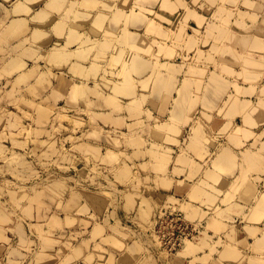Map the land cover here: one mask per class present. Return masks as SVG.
Masks as SVG:
<instances>
[{"label": "rangeland", "instance_id": "1", "mask_svg": "<svg viewBox=\"0 0 264 264\" xmlns=\"http://www.w3.org/2000/svg\"><path fill=\"white\" fill-rule=\"evenodd\" d=\"M20 1L0 3V264H263L264 215L246 216L263 208L264 166L242 160L222 198L215 191L226 181L207 176L222 143L205 130L219 126L217 113L228 146L264 149L255 135L264 127V0H75L79 19L62 16L64 0L41 22L30 18L47 0H27L23 29L7 34ZM36 27L37 38L20 40ZM57 48L72 55L51 58ZM175 164L186 168L172 175L189 183L172 184ZM239 177L255 191L244 192ZM253 226L260 230L248 235ZM185 243L201 246L180 253L192 248Z\"/></svg>", "mask_w": 264, "mask_h": 264}, {"label": "bare ground", "instance_id": "2", "mask_svg": "<svg viewBox=\"0 0 264 264\" xmlns=\"http://www.w3.org/2000/svg\"><path fill=\"white\" fill-rule=\"evenodd\" d=\"M38 1H40V0H37V2H38ZM65 1H66V0H65ZM65 1H64V0H47V1L45 2L44 6H43L42 8H40V9L37 11V13L33 14V15L31 16L32 18H30V19H33V21H40V22H41V20H42V21H47V20L52 16V13L55 11V9H56V8L59 9V8H58V7H59L58 5L62 4L63 2L65 3ZM34 2H36V1H34ZM60 2H62V3H60ZM76 2H77V1H76ZM76 2H75V0H67V2L65 3L66 5H64V8L62 9V7H61V8L59 9V11H61V9H62V11H61L62 16H65V17H68V16H69V17H72V16H73V18L75 17L74 19H76V18L79 19V18H78L79 15H77V12H78V11H76ZM165 3H166V2H165ZM30 4H31V3H29L27 0H22V1H20L18 4L15 3V5H16V6L14 5V6H15V9L13 8L14 10H12V11H13L15 14H20V13H26V12H29V9L31 8ZM33 4H34V3H33ZM46 5H47V6H46ZM48 5H49V6H48ZM54 5L56 6V8L53 9V11H52L51 7L54 8V7H55ZM53 6H54V7H53ZM60 6H63V5H60ZM57 11H58V10H57ZM57 11H55V12H57ZM35 12H36V11H35ZM72 12H73V13L76 12V13H75V16L73 15ZM29 13H30V12H29ZM29 13H28V14H29ZM79 13H80V12H79ZM135 13L138 14V11H136ZM57 14H58V12H57ZM20 15H21V14H20ZM21 16H22V15H21ZM60 16H61V15H60ZM51 18H52V17H51ZM74 19H73V21H74ZM99 19H100V21H101V20H104V19H102V18H100V17H99ZM28 20H29V19H28ZM12 21H13V20H12ZM59 21H60V20H57V21L54 23V26H55V25L57 24V22H59ZM76 21H77V20H76ZM25 22H27V18H26L25 16L20 17V18H15V20H14L13 22H11L12 25H10V24H11V23H10L9 26H8V29H6V30H7V34H9L10 29H11V31H13L14 33H15V31L18 32L19 29H23V28H21V26H23ZM97 22H98V20H97ZM102 22H103V21H102ZM73 24H75V23H73ZM76 24H78V23H76ZM20 25H21V26H20ZM18 26H20V27H18ZM16 27H17V28H16ZM28 29H29V28H28ZM8 30H9V32H8ZM32 30H33V29H32ZM127 30H128V29H127ZM39 32H42L41 29L36 27V28L32 31V33H30V34H29L28 36H26L25 38L22 36V38H23V42H25L27 39H29V37H34V35H35L36 38H37ZM28 33H29V32H28ZM43 33H44V32H43ZM48 33H49V32H48ZM10 34H11V33H10ZM33 34H34V35H33ZM46 34H47V33H46ZM69 34H70V33H69ZM69 34H68V35H69ZM30 35H31V36H30ZM47 35H48V34H47ZM68 35H66V36H68ZM14 37H15V35H14ZM46 38H47V37H46ZM16 39H17V38H16ZM24 39H25V41H24ZM31 39H33V38H31ZM31 39H30V40H31ZM44 40H46V39H44ZM44 40H43V41H44ZM41 41H42V40H41ZM20 42H21V41H20ZM20 42H19V43L17 42V44H15V45H19V44L22 43V42H21V43H20ZM30 42L32 43V40H31ZM44 42H45V41H44ZM40 44H41V43H40ZM31 46H32V44H31ZM11 47H12V46H11ZM13 47H14V46H13ZM13 47H12V48H13ZM32 47H33V46H32ZM38 47H39V46H38ZM58 49H59V48H57V51L55 50V51H53V52L50 54L51 58L53 57V58H55V59H58L59 57H61V58H62V57H65V54H66L67 52L64 53V52H62L60 49H59V50H58ZM72 51H73V50H72ZM74 53H75L74 55H76V53H78V51H77V52H74ZM38 54H39V53H38ZM67 54H68V55H69V54L72 55V52L70 53V52L68 51ZM74 55H73V56H74ZM136 56H137V55H136ZM69 57H70V55L68 56V58H69ZM71 57H72V56H71ZM134 57H135V56H134ZM51 58H50V59H51ZM132 58H133V57H132ZM132 58H131V59H132ZM59 59H60V58H59ZM48 60H49V58H48ZM74 62L76 63V65H78V63H79L78 61H74ZM162 64H163V63H162ZM168 64H169V65H168ZM171 64H174V63H173V62H170V61H166V65H167L168 67L171 66ZM19 65H21V62H19ZM166 65H165V68L167 67ZM162 67H164V65H162ZM168 67H167V68H168ZM171 67H173V65H172ZM171 67H170V68H171ZM170 68H169V70H170ZM173 68H174V67H173ZM173 68H172V69H173ZM172 69H171V70H172ZM18 70H19V69H18ZM170 73H171V72H169V74H170ZM214 74H215V73H214ZM214 74H213V75H214ZM217 74H218V73H217ZM170 75H171V74H170ZM213 75H212V77H214L215 79H218L219 75H218V76H213ZM215 75H216V74H215ZM216 77H217V78H216ZM76 86L79 87L78 84H77ZM180 88H181V87H180ZM180 88H179V89H180ZM80 91H81V89H80ZM77 92H78V91H77ZM233 94H234V93H233ZM233 99H234L233 102H235V103H237V102H236L237 99L242 100V99H240V97H239L238 94H234V97L232 98V100H233ZM237 106H239V105H237ZM237 106H235V107H237ZM162 108H164V107H162ZM164 109H165V108H164ZM173 110H174V109L172 108V111H173ZM170 111H171V109H170ZM178 111H181V109H179ZM178 113H179V112H178ZM186 115H187V113H185V114L182 115L181 117H184V116L186 117ZM208 115H209V114H208ZM247 116H250V114L248 115V113H247L246 117H247ZM185 117H184V118H185ZM246 117H245V118H246ZM167 118H168V117H167ZM168 119H169V118H168ZM249 119H250V117H249L248 119L246 118L247 122L249 121ZM183 120H184V119H183ZM252 122H253V121H252ZM163 123H164V122H163ZM183 125H184V124H183ZM255 127H256V126H255ZM259 127H260V126H259ZM176 129H177V127H176ZM181 129H182V128H181ZM218 129H219V128H218ZM263 129H264V127H263ZM263 129H262V131H259L258 133H255V135H258V134L261 135V134L264 132ZM177 130L179 131V129H177ZM245 130H250V129H248V128L246 127ZM253 130H254V129H253ZM180 131H181V130H180ZM208 131L210 132V130H208ZM208 131H207V133H208ZM216 131H217V130H216ZM155 132L157 133V130H156ZM214 132H215V131H214ZM218 132H219V131H218ZM245 132H247V131H245ZM248 132H249V131H248ZM255 132H256V131H255ZM216 133H217V132H216ZM249 133H250V132H249ZM249 133H248V134H249ZM208 134H210V133H208ZM235 134H236V133H235ZM248 134H247V135H248ZM212 135H213V133H212ZM249 135H250V134H249ZM249 135H248L247 137H249ZM260 135H258V136H259V140H260L261 142H260L259 140H258V141H259V143H261V145L259 144L258 146H260L261 148H264V136L261 138ZM262 135H264V134H262ZM262 135H261V136H262ZM208 136H210V135H208ZM236 136H237V135H236ZM250 136H252V135H250ZM170 137H171V136H170ZM176 138H177V137H176ZM210 138H212V137L210 136ZM213 138H214V136H213ZM213 138H212V139H213ZM255 138L257 139L256 136H255ZM255 138H254V139H255ZM260 138H261V139H260ZM171 139H172V138H171ZM173 139H174V137H173ZM212 139H211V140H212ZM245 139H246V138H245ZM211 140H209V141H210L209 143L212 142ZM207 141H208V139H207ZM253 141H254V140H253ZM194 142L197 143V141H193V143H194ZM243 142H244V140H243ZM254 142L257 143L256 141H254ZM168 143H169V142H168ZM168 143H167V144H168ZM196 143H195V144H196ZM212 143H213V142H212ZM169 144H171V143H169ZM195 144H192V147H194ZM216 144L218 145L217 142H216ZM243 144H244V143H243ZM193 145H194V146H193ZM169 146H170V145H169ZM197 146H198V145H197ZM197 146H196V147H197ZM218 146H219V147H218V152H217L216 156L214 157L215 159H213V166L211 165V169H212V168H215V175H214L213 172H207V176L209 175V177H213V178L216 177V176H220L221 173H224V172H225V173H228L227 171H232V172H233L234 170H236L234 167H236L237 165H240V166H241V164L244 163V162H241V164L239 163V161H238V158H239V157H238V154L235 153L232 149H230V147H229L227 144H225V143L223 144V143H222L221 145H218ZM235 146H238V145H235ZM192 147H191V149H193ZM196 147H195V148H196ZM241 147H242V146H241ZM171 148H172V147H171ZM189 148H190V147H189ZM165 149H166V148H165ZM167 149H169V148H167ZM258 150L260 151V149H258V148H257V150H254V149H250V147H246V148H244V149H241V153H242V154H244V152H246V154L244 155V158H243L242 160L245 159L246 161H248V162L251 164V163L255 162L256 159H259V158H260L259 160H261V161L258 162V163H260V164H258V165L255 164V165L253 166V168H254V169H258V171H262V172H263L264 169H263V170H262V169L260 170L259 168H262V167L264 166V153H260V152H263L264 149H262L263 151L261 150L260 152H259ZM176 153H177V152H176ZM181 153H183V152H181ZM200 153H201V152H200ZM179 155H180V154H179ZM186 156H187V155H186ZM167 157H168V156H167ZM196 158H197V157H196ZM169 159H170V158H169ZM169 159L166 158L165 160L168 162ZM198 159H199V158H198ZM242 160H240V161H242ZM248 162H246V163H248ZM250 164H249V165H250ZM175 165H176V164H175ZM173 166H174V165H172L171 170L173 169ZM176 166H178V165H176ZM174 167H175V166H174ZM175 168H176V167H175ZM183 168H184V167H182V169H183ZM185 168H186V167H185ZM185 168H184V169H185ZM233 168H234V169H233ZM239 168H240V167H239ZM178 169H180V167H178ZM172 171H173V170H172ZM172 171H171V172H172ZM189 171H190V170H189ZM184 172H185V170H184ZM239 172H240V171H239ZM185 173H186V172H185ZM230 173H231V172H230ZM240 173H242V170H241ZM259 173H260V172H259ZM173 174H175V173H173ZM181 174H182V173H181ZM183 174H184V173H183ZM253 174H254V173H253ZM171 175H172V174H171ZM178 175H179V174H178ZM178 175H177V176H178ZM199 175H200V174H199ZM236 175H237V174H236ZM256 175H257V174L253 175V177H256ZM237 176H238V175H237ZM241 176H242V175H241ZM172 177H173V175H172ZM209 177H208V179H209ZM253 177H252V179H253ZM257 177H258V176H257ZM169 178H170V177H169ZM177 178H178V177H177ZM184 178H185V177H184ZM206 178H207V177H206ZM213 178H212V179H213ZM217 178H218V177H216V179H213L214 181L211 180V178H210V181H213L214 183L216 182V184H219L217 181H220V184L224 183V182H223V179L221 178V176H220V178H221L222 180H221V179H217ZM225 178L227 179V177H225ZM239 178H242V179H240V180H242L241 182H239V184H240V183H243V182L245 181L244 178L246 179L247 177H239ZM262 178H263V177H262ZM262 178H261V179H262ZM170 179H171V178H170ZM170 179H169V180H170ZM174 179L176 180V178H174ZM232 179H233V178H232ZM232 179H230V180H232ZM235 179H236V176H235ZM261 179H260V181H261ZM169 180H167V181H168L167 183H168V184H169V183L171 184V182H169ZM172 180H173V179H172ZM172 180H171V181H172ZM175 180H174V181H175ZM178 180H179V179H178ZM215 180H216V181H215ZM238 180H239V179H238ZM249 180H250V179H248V180L246 179V182H247V183H246V182H245V183H246V185H247L248 187H247V191H244V192H246V193H250V192L252 191V193H253V192L255 191L254 189H255L256 187L254 188V187H253V186H254L253 184H251V185L249 186V185H248V183L250 184V181H249ZM255 180H256V179H255ZM257 180H259V179H257ZM257 180H256V181H257ZM184 181H185V180H184ZM164 182H165V181H163L162 184H164ZM177 182H178V181H177ZM167 183H166V184H167ZM173 183H174V182H172V184H173ZM179 183H180V182L177 183L176 187L178 186ZM181 183H182V182H181ZM181 183H180V184H181ZM183 183H185V182H183ZM205 183H208L207 179L205 180ZM168 184H167V185H168ZM230 184H231L230 181H226L225 184H224L225 187H222V186H221L222 188H221V187H218L217 190H216L215 192H217V191H219V193H220V192H223V193L221 194V197L224 198V197L229 193V192L227 193V191H229V189H230V188H229V186H231ZM263 184H264V183H263ZM181 185H182V184H181ZM184 185H185V184H184ZM206 185L208 186L209 183L206 184ZM222 185H223V184H222ZM241 185H243V184H240L239 187H241L242 189H245V186H246V185L244 186V188H243ZM169 186H170V185H168V187H169ZM171 186H172V185H171ZM237 186H238V185H237ZM168 187H167V188H168ZM182 187H183V186H182ZM205 187H206V186H205ZM208 187H211L210 189H213L212 191H214V188H213L214 186H211V184H210ZM208 187H207V188H208ZM239 187H238V188H239ZM215 188H216V187H215ZM171 189H172V188H171ZM175 189H176V188H174V190H175ZM218 189H219V190H218ZM207 190H208V189H207ZM220 190H221V191H220ZM230 190H231V189H230ZM245 190H246V189H245ZM253 190H254V191H253ZM205 191H206V190H205ZM210 191H211V190H210ZM210 191H208V192H210ZM256 191H257V190H256ZM174 192H175V191H174ZM210 193H211V192H210ZM226 193H227V194H226ZM252 193L250 194L251 197H252V195H254V194H252ZM256 193H257V192H256ZM256 193H255V194H256ZM259 193H260V192H259ZM224 194H226V195L223 197ZM238 194H239V193H238ZM238 194H237V196H238ZM241 194H243V195H240V194H239V196H240L241 199H242L241 201H245V203H247L246 201H248V200L250 201V197L245 196L243 192H241ZM261 194H262V195H261L262 197L259 196L258 200H256V201H258V203H261V204H262L263 208L261 207V205H260V208H262V210H264V204H263V203H264V192L262 191ZM259 195H260V194H259ZM239 196H238V200H240ZM175 197H176V196H175ZM260 197H261V200H260V202H259ZM252 198H253V197H252ZM176 199H177V198H176ZM179 199H180V198H179ZM234 199H235V198H234ZM254 199H255V198H254ZM254 199H253V201H254ZM256 199H257V198H256ZM180 200H181V199H180ZM220 200H221V199H219V201H220ZM235 200H236V199H235ZM251 200H252V199H251ZM227 202H228V201H227ZM233 202H235V201H233ZM224 203H226V202H224ZM224 203H222V205H224ZM237 203H238V202H237ZM237 203L235 202L234 204H236V206H237ZM239 203H240V201H239ZM239 203H238V205H239ZM245 203H244V205H245ZM229 204H231V202H230ZM240 204H241V203H240ZM248 204H249V203H248ZM220 205H221V204H220ZM231 205H233V204H231ZM231 205H227L226 207L228 208V206H229V207H233V206H234V205H233V206H231ZM244 205H243V207H244ZM250 205H251V204H250ZM255 205H256V208H257V206H258L257 203H256ZM255 205H254V207H255ZM247 206H248V205H247ZM224 207H225V206H224ZM237 207H238V206H237ZM239 207H240V205H239ZM248 207H250V206H248ZM258 207H259V206H258ZM235 208H236V207H235ZM240 208H242V207H240ZM260 208H258V209H253L254 211L251 210V211H253V212H250V213H251V216H246L247 219H248V217H252V220H253V221H255L254 219H257V220H258V218H259V220H260V219H261L260 217H263V215H264V212L261 211V210H259ZM170 209H171V208H170ZM219 209H221V208H219ZM224 209H225V208H223V211H224ZM228 209H229V208H228ZM237 209H239V208H237ZM250 209H251V208H250ZM217 210H218V209H217ZM217 210H216V213H219V212L222 213V212H221L222 209H221L220 211L218 210L219 212H217ZM232 210H233V209H232ZM235 210H236V209H235ZM241 210H242V209H241ZM165 211H166V210H165ZM169 211H170V213H172L171 210H169ZM175 211H176V210H175ZM229 211H230V209H229L227 212H229ZM236 211H237V210H236ZM238 211H239V210H238ZM238 211H237V212H238ZM249 211H250V210H249ZM163 212H164V211H163ZM231 212H232V211H231ZM237 212H236V213H237ZM242 212H243V211H242ZM247 212H248V211H247ZM180 213H181V212H180ZM180 213H179V214H180ZM214 213H215V212H214ZM236 213H235V211L233 212V214H236ZM239 213H241V212H239ZM239 213H238L237 215H239ZM248 213H249V212H248ZM262 213H263V214H262ZM161 214H162V213H161ZM167 214H168V213H167ZM227 214H229V213H227ZM243 214H244V213H243ZM243 214H242V215H243ZM215 215H216V217H217V214H215ZM224 215H225V214H224ZM247 215H249V214H247ZM153 216H154V215H153ZM155 216H156V215H155ZM207 216H208V215H207ZM221 216H223V215H221ZM229 216H230V215H229ZM159 217H160V214H159ZM163 217H164V216H163ZM209 217H210V216H209ZM209 217H208V218H209ZM211 217H213V216H211ZM218 217H219V216H218ZM223 217H224V216H223ZM230 217H231V216H230ZM237 217H238V216H237ZM244 217H245V215H244ZM244 217H243V219H244ZM161 218H162V217H161ZM187 218H188V217H187ZM231 218H232V217H231ZM162 219L164 220V218H162ZM171 219H172V218H171ZM180 219H181V218H180ZM189 219H190V218H189ZM195 219H196V218H195ZM203 219H204V218H203ZM209 219H211V220L213 221L212 225L215 224L214 226L217 227V228H216V227L213 228V226H212L213 229H217V230H216L217 232H218V230H219L218 225H219L220 228H221V225L223 226V225L226 224L225 222H224L225 224L221 223V222H222V219H221V222H219V220L215 219V217H214V219H215L216 221H215L214 219H212V218H209ZM218 219H219V218H218ZM223 219H225V218H223ZM243 219H242V220H243ZM262 219H263V218H262ZM186 220H187V219H186ZM198 220H200V218H199ZM211 220H209V221H210V222H209L210 224H211V222H212ZM226 220H227V219H226ZM232 220H233V218H232ZM239 220H240V219H239ZM250 220H251V219H250ZM252 220H251V221H252ZM257 220H256V221H257ZM192 221H193V220H192ZM194 221H195V220H194ZM246 221H247V220H246ZM153 222H154V220H153ZM160 222H161V220H160ZM239 222H241V221H239ZM248 222L250 223V221H248ZM260 222H261V221H260ZM198 223H199V222H198ZM198 223H197V224H198ZM232 223H233V221H232ZM236 223H237V222H236ZM254 223H255V222H254ZM207 224H208V223H207ZM216 224H217V225H216ZM229 224H230V223H229ZM240 224H241V223H240ZM246 224H247V222H246ZM194 225H195V224H194ZM198 225H199V224H198ZM208 225H209V224H208ZM233 225H234V224H233ZM233 225H232V226H233ZM244 225H245V224H244ZM248 225H250V224H248ZM189 226H190V225H189ZM209 226H211V225H209ZM227 226H228V225H227ZM234 226L236 227V225H234ZM237 226H238V225H237ZM200 227H201V226H200ZM224 227H225V226H223V227L221 228V230L224 229ZM253 227H254V226H253ZM191 228H192V227H191ZM212 228H211V229H212ZM231 228H232V227H231ZM231 228H230L229 230H232ZM242 228L244 229V227H242ZM211 229H209V230H211ZM235 229H236V228H235ZM245 229H246V230H247V229L250 230V231H247V232H248V235H250L249 233H251V232H255V233H253L252 235H255V234L257 233V231H256L257 228H256V227H254L255 230H253V229H251V228H248V227H246ZM258 229H259V228H258ZM258 229H257V230H258ZM262 229H263V227H262ZM251 230H252V231H251ZM259 230H260V229H259ZM214 231H215V230H214ZM219 231H220V230H219ZM233 232H234V231H233ZM260 232H261V231H260ZM201 233H202V232H201ZM201 233H200V234H201ZM215 233H216V232H215ZM224 233L226 234V232H224ZM231 233H232V232H231ZM155 234H156V233H155ZM213 234H214V232H213ZM225 234H224V235H225ZM227 234H228V233H227ZM246 234H247V233H246ZM259 234H261V233H259ZM259 234H258V235H259ZM263 234H264V232H263ZM263 234H262V235H263ZM197 235H198V234H197ZM203 235L206 237L205 233H204ZM209 235H210V234H209ZM215 235H216V234H215ZM252 235H251V236H252ZM262 235H261V236H257V237H255V238H256V240H255V238H254L255 242L257 241V238H258V239L262 238V237H263ZM155 236H156V235H155ZM157 236H158V235H157ZM191 236H192V234H191ZM219 236H220V235H219ZM221 236H223V235H221ZM229 236H230V235H229ZM229 236H228V237H229ZM233 236H234V235H233ZM233 236H232V237H233ZM192 237H193V236H192ZM210 237H211V236H209V238H210ZM223 237H224V236H223ZM226 237H227V236H226ZM228 237H227V239H228ZM194 238H195V237H194ZM196 238H197V237H196ZM202 238H203V237H202ZM206 238H207V237H206ZM218 238H220V237H218ZM263 238H264V237H263ZM198 239H199V238H198ZM203 239H204V238H203ZM203 239H202V240H203ZM211 239H212V237H211ZM224 239H225V238H224ZM202 240H201V241H202ZM225 240H226V239H225ZM228 240H229V239H228ZM186 241H191V240H189V238H187ZM201 241H200L201 244H202V242H203V243L205 242V244L207 243L206 241H202V242H201ZM211 241H212V240H211ZM213 241H214V240H213ZM213 241H212V242H213ZM222 241H223V240H222ZM260 241H261V240H260ZM159 242H160V241H159ZM184 242H185V241H184ZM208 242H209V241H208ZM215 242H216V241H215ZM249 242H250V241H249ZM253 242H254V241H253ZM140 243H141V245L145 244V243H143V242H140ZM142 243H143V244H142ZM196 243L198 244V242H196ZM200 243H199V244H200ZM223 243H224V242H223ZM243 243H244V241H243ZM247 243H248V241H247ZM257 243H260V242L258 241V242H256V244H257ZM262 243L264 244L263 240H262ZM262 243H261V244H258V245H259V246H262V245H263ZM186 244H189V245H187V246H192L191 243H185V245H186ZM211 244H212V243H211ZM213 244H214V246H216V244H215L214 242H213ZM251 244H252V242H251ZM194 245H195V244H194ZM194 245L192 246V248H190V250H188V252H187V251H186V252H182V251H181L180 253H189V251H192V249H196V247H200V246H201V245H199V246L196 245V247H195ZM208 245H209V244H208ZM208 245H206V246H208ZM226 245H228V244H226ZM231 245H232V244H231ZM231 245H230V246H231ZM245 245L247 246V244H245ZM248 245H249V243H248ZM258 245H256L257 247L254 246L253 248H255V247H256V248H260V247H258ZM158 246H159V245H158ZM214 246H212V247L210 246V247L213 248ZM250 246H251V245H250ZM108 247H110V246H108ZM140 247H141V246H140ZM232 247H234V246H232ZM106 248H107V247H106ZM106 248H105L104 252L106 251ZM142 248H143V246H142ZM187 248H188V247H187ZM211 248H209V250H212ZM112 249H113V251L115 250V248L111 247V251H112ZM126 249H127V248H125V250H126ZM205 249H206V248H205ZM222 249H223V248H222ZM263 249H264V247H263ZM107 250H108V249H107ZM117 250H118V249H117ZM117 250H116V251H117ZM183 250H184V249H183ZM185 250H186V248H185ZM185 250H184V251H185ZM225 250H226V252H228V248L225 249ZM225 250H224V251H225ZM232 250H233V249H232ZM261 250H262V248H261ZM261 250H260V251H261ZM127 251H128V250H127ZM129 251H130V249H129ZM167 251H168V250H167ZM167 251H165V253H166ZM120 252H122V251H120ZM120 252H119V253H120ZM123 252H124V251H123ZM123 252H122V253H123ZM147 252H149V250H148ZM178 252H179V251H178ZM217 252H220V251H217ZM226 252H225V253H226ZM233 252H234V251H233ZM263 252H264V251H263ZM149 253H150V252H149ZM159 253H160V252H159ZM168 253H169V252H168ZM206 253H208V252H206ZM206 253H205V255H206ZM209 253H210V251H209ZM215 253H216V252H215ZM225 253H221V254L224 255ZM231 253H232V252L229 250V252H228L227 254H225V255H227L226 258H228L229 256H232L235 252H234L233 254H231ZM259 253H261V252H259ZM259 253H258V255H259ZM150 254H151V253H150ZM203 254H204V253H203ZM211 254H212V253H211ZM229 254H230V255H229ZM109 255H110V254H109ZM112 255H114V254H112ZM129 255L131 256L130 253H129ZM129 255H128L127 257H129ZM151 255H152V254H151ZM174 255H175V254H174ZM179 255H180V254H179ZM199 255H200V254H199ZM213 255H214V254H213ZM219 255H220V254H219ZM118 256H119V255H118ZM149 256H150V255H149ZM261 256H262V253H261ZM127 257H125V258H127ZM255 257H256V256H255ZM262 257H264V256H262ZM262 257H261V258H262ZM115 258H116V257H115ZM118 258H119V257H118ZM121 258H122V257H121ZM143 258H144V257H143ZM147 258H148V257H147ZM204 258H205V257H204ZM256 258L258 259L259 257H256ZM261 258H259V259H261ZM127 259H128V258H127ZM185 259H186V258H185ZM195 259H196V257H195ZM195 259H193V260H195ZM219 259H220V258H219ZM221 259H222V257H221ZM259 259H258V260H259ZM107 260H108V259H107ZM122 260H123V259H122ZM131 260H132V259H131ZM131 260H130V261H131ZM133 260H134V259H133ZM133 260H132V263H133ZM138 260H140V259H138ZM138 260H137V262H138ZM143 260H144V259H143ZM143 260H140V261L143 262ZM147 260H148V259H147ZM188 260H189V259H188ZM190 260H191V259H190ZM190 260H189V261H190ZM105 261H106V260H105ZM115 261L117 262V258H116ZM123 261H125V259H124ZM130 261H128V264H129ZM148 261H149V260H148ZM148 261H147V262H148ZM191 261H192V260H191ZM210 261H211V260H210ZM212 261H214V260H212ZM260 261H261V260H260ZM107 262H108V261H107ZM118 262H119V261H118ZM125 262H127V261H125ZM134 262H135V261H134ZM137 262H136V264H137ZM145 262H146V261L144 260L143 263L145 264ZM178 262H181V263H182V261H178ZM214 262H215V261H214ZM220 262H221V261H220ZM220 262H219V263L217 262V263H218V264H222V263H220ZM252 262H254V261H252ZM257 262L259 263V261H257ZM257 262L255 261V264H258ZM68 263H69V262H68ZM95 263H96V262H95ZM95 263H94V264H95ZM97 263H98V262H97ZM97 263H96V264H97ZM105 263H106V262H105ZM105 263H104V264H105ZM130 263H131V262H130ZM190 263H191V262H190ZM196 263H197V262H196ZM261 263H262V262H261ZM98 264H99V263H98ZM101 264H102V263H101ZM106 264H107V263H106ZM108 264H109V263H108ZM117 264H120V263H117ZM188 264H189V263H188ZM194 264H195V263H194ZM197 264H199V263H197ZM212 264H213V263H212ZM227 264H228V263H227ZM263 264H264V263H263Z\"/></svg>", "mask_w": 264, "mask_h": 264}, {"label": "crops", "instance_id": "3", "mask_svg": "<svg viewBox=\"0 0 264 264\" xmlns=\"http://www.w3.org/2000/svg\"><path fill=\"white\" fill-rule=\"evenodd\" d=\"M10 2V4H8ZM0 3H3V4H6V5H11L13 2H11V0H0ZM42 8V7H41ZM0 11H1V13H2V7H0ZM13 9V8H12ZM38 11V10H37ZM3 14V13H2ZM15 14V13H14ZM33 15V14H32ZM24 16V15H23ZM23 16H18V18H20V17H23ZM4 16L3 15H1L0 14V23H2V22H4ZM16 18V17H15ZM6 24L9 26V22H6ZM16 33V32H15ZM20 33H22V32H20ZM19 33V34H20ZM14 34V33H13ZM13 34H11L12 36H13ZM21 35V34H20ZM11 36V37H12ZM26 36H28V35H26ZM25 36V37H26ZM11 37L9 38V40H8V37H6L5 39H7L8 41H10V39H11ZM4 39V40H5ZM23 38L21 37L20 38V40H22ZM10 43H11V46L12 45H14V43L12 42V40L10 41ZM5 46L4 47H7V45L6 44H4ZM172 108H173V105L171 104L170 106H169V109H168V111H167V113H166V115H165V120H170V118H171V113H172ZM199 108H201V106L199 105ZM170 109H171V111H170ZM169 119H168V118ZM185 117V116H184ZM184 117H181L180 119H178L179 121H183V119L185 120V118ZM218 121L217 123L219 124V126H215L213 129L211 128H206V135H210L211 137H219L218 138V142L219 143H225V144H227V142H226V140H225V138L224 137H226L228 134L227 133H221L220 131L222 130L221 128H222V124L224 123L223 121H224V119L223 118H217V113H214L213 114V121ZM184 123H181L180 122V128H182V130L183 129H185V131H186V125L184 124ZM215 125H216V123H215ZM185 127V128H184ZM219 128V129H218ZM208 130H210V132L208 131ZM217 130V131H216ZM207 131H208V133H210V134H208L207 133ZM215 131V132H214ZM219 131V132H218ZM217 132V133H216ZM212 133H213V135H212ZM167 132L165 131V133H164V135L165 136H167ZM229 144V147H230V149H232L235 153H237L238 154V161H239V163L241 164V162L242 161H240V160H242V154H241V150L239 149V147L238 146H235V145H233V144H230V143H228ZM170 145V146H169ZM166 147H172V149H174V150H176V151H178V150H180V148H179V146L178 145H174V144H166ZM190 156H192V157H194L195 159H196V161H198L199 159H198V156H195L194 155V153L193 152H191L190 153ZM197 157V158H196ZM213 159H215V158H213ZM213 161V160H212ZM201 162V161H200ZM244 165V164H243ZM176 168H178V167H180V169H182V167H183V165H180V164H178V166H175ZM240 165H238V166H236V167H234L236 170H234V172H232L231 171V173L230 172H228V173H221L220 174V176H221V178L223 179V182H225V181H230V182H232L234 179H235V176H237V175H239V171H240ZM171 168H172V166H171ZM171 168H170V174H173V171H174V166H173V171L171 170ZM233 168V169H234ZM172 171V172H171ZM187 172H189V168H187V170H186ZM237 174V175H236ZM178 177V178H177ZM185 177V175L184 174H181V175H173V177H172V175H171V178L173 179V181L175 180L174 178H176V180L174 181V183H178V182H183L184 180H185V183H189V181L187 180L186 181V177ZM199 177V176H198ZM225 177H227V179L225 178ZM220 178V179H221ZM233 178V179H232ZM179 179V180H178ZM221 179V180H222ZM230 179H232V180H230ZM178 181V182H177ZM264 182V181H263ZM249 240L251 239V238H248Z\"/></svg>", "mask_w": 264, "mask_h": 264}]
</instances>
